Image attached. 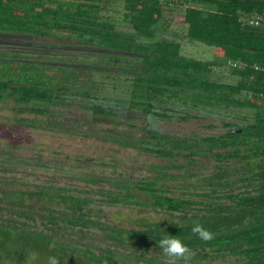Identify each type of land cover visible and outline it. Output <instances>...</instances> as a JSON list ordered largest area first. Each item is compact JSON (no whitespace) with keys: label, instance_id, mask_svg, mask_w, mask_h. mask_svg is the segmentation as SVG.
<instances>
[{"label":"trees","instance_id":"1","mask_svg":"<svg viewBox=\"0 0 264 264\" xmlns=\"http://www.w3.org/2000/svg\"><path fill=\"white\" fill-rule=\"evenodd\" d=\"M258 12H264V0H0V107H11L16 123L35 126L23 114L49 116L53 119L47 122L68 130L72 127L63 117L79 110L90 116L91 125L116 126L128 113L129 118L142 112L161 117L165 105L182 102L196 111L183 118L206 112L226 128L193 140L190 153H182L186 144L181 141L177 153L150 140L139 142V148L158 156L188 160L170 168L195 163L197 156L215 159L207 184L175 194L162 182L177 177L163 166L157 177L133 185L117 180L121 191L103 200L185 218L192 211L188 222L125 228L91 215L87 206L94 199L57 192L63 188L53 195L5 191L0 210L18 218L0 216V264H47L49 256L60 264H166L158 247L165 235L178 236L195 252L191 264L229 257L235 259L224 264H264V30L246 22ZM178 13L182 34L173 28ZM186 40L213 47L215 54L188 53ZM108 132L130 138L111 127ZM188 170L190 178L199 175ZM132 187L150 201L125 192ZM27 195L71 205L37 213L40 228L34 224L38 217L26 209ZM194 221L215 238H197ZM93 229L130 251L85 242Z\"/></svg>","mask_w":264,"mask_h":264},{"label":"rangeland","instance_id":"2","mask_svg":"<svg viewBox=\"0 0 264 264\" xmlns=\"http://www.w3.org/2000/svg\"><path fill=\"white\" fill-rule=\"evenodd\" d=\"M115 7L120 13L121 6L116 4ZM116 16L121 18L120 14ZM182 19V14L178 13L173 20V28L181 34L184 33V28L181 26ZM188 42V40L185 41L184 48L188 53L204 58H211L215 54L213 47H207L204 43L192 45ZM54 110L63 111L65 109L55 108ZM71 112L63 117V121L72 127L67 130L47 122V120L53 119L49 116L23 114V116L31 118L35 126L18 124L13 118L16 113L11 107H0V198H5V191H48L49 195H53L56 192L55 189L63 188L64 192H57L94 199L95 202L89 203L87 206L91 210L89 213L114 226L138 229L142 228L145 222L164 226L188 222L187 218L193 215L192 211L185 218L183 213L157 211L149 206L114 205L103 201L109 196L107 193L112 192L115 195L121 191L117 185L119 180H121L120 184L133 185L137 181L144 180V177L156 176L158 166L166 163L163 159L146 153L138 147L139 142L145 136V122L140 118V113L131 118L126 116L131 115L132 112L128 113L114 126L112 124L91 125L90 116H87L85 112L79 110H71ZM176 120L157 118L153 122L165 133L172 131L174 134L178 132L187 136L192 133L197 135L216 132L221 124L214 118L210 120L200 118L178 123ZM110 127L122 131L130 138L118 133L110 134L108 132ZM113 139L131 144L126 146L114 142ZM205 161L208 162V159ZM214 163L217 162L213 158L210 163L208 162L210 170ZM207 170L209 169L207 168ZM207 170L202 172V169L198 168L197 172L200 176L187 181V183L199 182L201 184L202 180L197 179L208 177L210 172ZM181 175L182 173H180ZM99 177L106 180L96 182L89 180ZM125 192L136 194L140 200L150 201L143 192L134 187L128 191L125 190ZM24 202L27 206L26 209L31 210L38 217V221L34 224L40 228H44V226L37 213L47 212L48 209L64 210L71 205L63 200L52 201L49 196L39 198L27 195ZM196 207L194 206V208ZM0 216L18 218L17 215L12 216L6 210H0ZM91 241L101 248L110 247L121 253L130 251L120 248L113 240L107 239L100 229H93L90 237L85 238V242ZM150 251L155 253L153 249ZM227 259L228 261L219 258L216 261L204 263L224 264L233 261L235 257Z\"/></svg>","mask_w":264,"mask_h":264},{"label":"flooded vegetation","instance_id":"3","mask_svg":"<svg viewBox=\"0 0 264 264\" xmlns=\"http://www.w3.org/2000/svg\"><path fill=\"white\" fill-rule=\"evenodd\" d=\"M164 108H167V110H165V111L162 110V113H164V116H161V117H154V116L148 115L145 112L140 113L141 114L140 118L144 119V122H145V128H144L145 136L143 139L144 144L146 143V140H150L149 142L155 143L156 146H158V147L168 146L173 151L175 150V153H177V149H178L177 144L179 141H181L184 145L186 144V148L184 147L182 153H190V149L188 147L190 144H192L193 140H195L196 138H199L201 136H207V135L217 134V133L221 134V133L226 132V128L222 127V125H221V126H219V130L216 132H213V133L207 132V133H202V134H197V135L196 134L194 135V133H192V135H188V136L183 135V134L178 133V132L176 134H174L172 131H168L165 133L164 130H162L161 128H158L154 124L153 121L155 119H157V118L177 119L176 122L178 123V122H185V121H189V120H193V119H200V118H194V117L183 118V116L188 115L189 113L194 114V113H196V111L193 108L186 106L182 102L179 104H176V105L167 104L164 106ZM197 111H199V110H197ZM203 115L204 116H202L201 118L204 120H210L212 118V115L210 113L203 112ZM225 119L226 118L224 116L221 117V121L225 120ZM142 150L145 151L146 153L154 154L152 152L147 151L146 149H142ZM206 152H207V154H209V151H206ZM154 155L157 158L163 159L166 162L165 165H159L158 167H160V168H162L163 166L167 167L164 170L166 172L170 171L168 173L177 177L173 180H168L166 182H162L165 184V187H167V189H172L174 191L176 190L175 194L182 195L184 192L190 191L191 190L190 187L194 186L195 183L194 182L193 183H190V182L187 183V181H190L191 179H194V178L200 176V175H198L196 177L190 178L189 177L190 172L188 169H190V171H192V172H195V171L197 172L198 168H201L202 172L207 170V168L209 169V170H207L208 172H211V170H214V168H212L210 170V167H209L210 165L208 164V162L210 163L212 158L209 157L208 155L197 156L196 157L197 162L183 165V167H181V168H179V167L170 168L168 166L171 163L172 164L173 163H177V164L188 163V160L183 156H181V157L174 156L172 158H168V157L158 156L156 154H154ZM206 159H208V162L205 161ZM180 173H182L181 176H180ZM209 175H211V174L209 173ZM155 177H157V175ZM146 179H147V177H144V180H146ZM197 180H199V181L202 180L201 184L202 183L207 184V181H208V180H205V178L204 179H197ZM178 183H180V185H178ZM197 183L200 184L199 182H197Z\"/></svg>","mask_w":264,"mask_h":264},{"label":"clouds","instance_id":"4","mask_svg":"<svg viewBox=\"0 0 264 264\" xmlns=\"http://www.w3.org/2000/svg\"><path fill=\"white\" fill-rule=\"evenodd\" d=\"M192 233L204 242H210L215 238V234L206 229L198 221L193 222L191 228ZM158 247L161 249L162 255L166 257V264H191L195 256V252L186 245L178 236L165 235L159 242ZM35 253L32 257L35 258ZM47 264H60V261L55 256L47 258Z\"/></svg>","mask_w":264,"mask_h":264},{"label":"built area","instance_id":"5","mask_svg":"<svg viewBox=\"0 0 264 264\" xmlns=\"http://www.w3.org/2000/svg\"><path fill=\"white\" fill-rule=\"evenodd\" d=\"M246 22L248 25L264 30V12H258L247 17ZM233 66H236L237 63L230 62Z\"/></svg>","mask_w":264,"mask_h":264}]
</instances>
